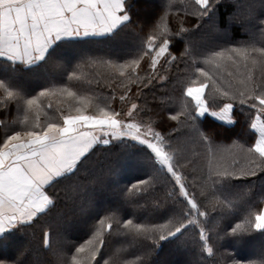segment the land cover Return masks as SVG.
Returning <instances> with one entry per match:
<instances>
[{
  "label": "snow or ice",
  "instance_id": "6c2138e0",
  "mask_svg": "<svg viewBox=\"0 0 264 264\" xmlns=\"http://www.w3.org/2000/svg\"><path fill=\"white\" fill-rule=\"evenodd\" d=\"M224 2L0 0V264H157L173 242L180 264H264L241 252L264 238V0H229L248 39L220 43Z\"/></svg>",
  "mask_w": 264,
  "mask_h": 264
},
{
  "label": "trees",
  "instance_id": "16d2710c",
  "mask_svg": "<svg viewBox=\"0 0 264 264\" xmlns=\"http://www.w3.org/2000/svg\"><path fill=\"white\" fill-rule=\"evenodd\" d=\"M153 0H142L141 7L147 8L148 11L146 14H150L153 10L152 8ZM233 11V5L229 2V0H225L224 3L220 5L219 12V28L221 30L220 35L218 36V41L220 43H223L224 39H230L232 41H243L247 40L248 36L245 35L238 27L232 26L228 27L227 24V17L228 14ZM227 30V35L224 36V30ZM182 47V44L180 45ZM71 55V53H69ZM48 73L50 75H55L59 69L55 65H49L48 66ZM3 69H0V73H2ZM26 85L28 87H33L34 82L33 81H27ZM39 90V89H37ZM150 106H152L150 104ZM158 113V114H157ZM15 118V112L14 110H9L7 112L0 110V120H4L6 122H10ZM153 118L158 121V126L160 128H166L169 125V121H167V115L163 111H160V109L157 107L154 109ZM237 119L241 121V123L237 124L235 129H232V131H224L220 128L219 124H209L206 127L209 129H215L217 132V135L228 137L233 135L236 131H238L242 127V117L237 113ZM5 131V127L3 125H0V135H2ZM121 146L117 145L112 149H105V148H97L96 151L92 154L89 161H86L85 164L92 167L93 171L98 172L100 169L106 168L108 164V157L112 153H116L120 151ZM135 173H129L128 176L125 179L120 180V186H122L124 183H126L128 180L131 179L132 175ZM114 192V193H113ZM97 196H104L108 198H113L119 195L117 190V185H110L106 187L103 192H101L99 189L96 190ZM56 212L57 210H53ZM53 249L56 248V232H55V224L53 223ZM69 239L75 238L76 236L80 235V232L76 227L68 228L67 231L64 233ZM25 237H20L19 242L23 244L25 242ZM36 240L39 243H42V233L37 232ZM264 242V238L260 237L259 235H254L251 238L246 239L244 244L241 247V252L243 255L250 256L259 246L260 244ZM225 246L229 247L228 242H225ZM229 250H232L231 247H229ZM184 255V256H183ZM176 256V257H175ZM33 259H37L43 264H55L56 257L52 255V250L47 251H37L33 257ZM190 258V253L184 251V250H174V242L173 244H165L163 249L159 252L158 256L155 257V260L157 261V264H180V262Z\"/></svg>",
  "mask_w": 264,
  "mask_h": 264
},
{
  "label": "rangeland",
  "instance_id": "374dc122",
  "mask_svg": "<svg viewBox=\"0 0 264 264\" xmlns=\"http://www.w3.org/2000/svg\"><path fill=\"white\" fill-rule=\"evenodd\" d=\"M144 11H145V13L148 11V7L147 8H144ZM114 193V192H113ZM76 229H78L77 227H76ZM184 256V255H183ZM176 257V256H175Z\"/></svg>",
  "mask_w": 264,
  "mask_h": 264
}]
</instances>
